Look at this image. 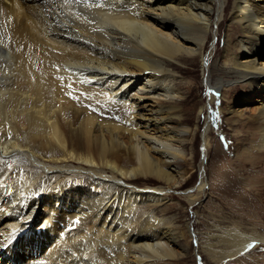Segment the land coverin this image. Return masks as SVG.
<instances>
[{"label":"bare ground","instance_id":"6f19581e","mask_svg":"<svg viewBox=\"0 0 264 264\" xmlns=\"http://www.w3.org/2000/svg\"><path fill=\"white\" fill-rule=\"evenodd\" d=\"M193 63L219 118L188 108ZM225 112L233 157L211 137ZM211 181L238 219L200 238L185 207ZM258 185L264 0H0V264H264Z\"/></svg>","mask_w":264,"mask_h":264},{"label":"rangeland","instance_id":"374dc122","mask_svg":"<svg viewBox=\"0 0 264 264\" xmlns=\"http://www.w3.org/2000/svg\"><path fill=\"white\" fill-rule=\"evenodd\" d=\"M188 68L191 72V73H188L187 78H186V83H187L186 86L189 85L191 87L190 105L188 106V108H193L192 106L194 105V103L198 104V106H199V108H195V110H194V113H193L194 120L197 121L198 117H200L202 122H203L206 119V117H208L210 114L212 115V117L217 116L219 118V116H218L219 113H218L217 109H215L214 105H213V107H214L213 111L208 106L209 89L206 86L205 81H204L203 69L201 68V64L200 63H193ZM237 84H239V88H237V90L236 89L231 90L230 93L227 94V96H229V98H230L229 100L235 104L236 103L239 104L240 101H242L244 99L246 100V98H247V95H246V93H247L246 89L247 88H244V85H242L241 83H237ZM231 88H233V87H231ZM217 96H219V97L221 96L220 92H218ZM202 107H204V108H202ZM225 108H226V106H224V109ZM230 117H231V115H229L228 112H225L224 114L221 115V124L223 125V128H222L223 131L218 132L217 130H215L212 133L211 137H212L213 143L219 142L222 144L223 149L228 154L227 156L233 157V155H235V153H234V147L232 144L234 142H236V135H235L236 133L234 131V122H233L235 117H231V118ZM195 121H193L192 124H194ZM243 128H244L243 134H246L249 131V129L246 128V126ZM209 153H210V150H208V154ZM193 156H194L193 161H196L197 164H199V162L202 160L207 161L208 157H206V159L204 158L205 154H204V149H203V141L200 138H198L194 144ZM252 173H253V169L250 166H246L245 174L251 176ZM196 181H197L196 178L193 179L192 183H190V185L188 187L193 186L196 183ZM207 188H208V191H210L208 193H211V196L204 201V203H203L204 208L201 210L200 213H198V214L194 213V211H197V209L190 210L187 207V205L185 207V214H187V217L190 219V220H187V222L185 223V226H186V228H188V226L190 225L189 226L190 232L196 231L200 238H201V234H202L201 232L202 231L204 233L207 232L208 227H212L214 224L217 223V221H216L217 219L220 221H223L227 217V213H233L234 218L238 219L237 215H235L238 208L235 207V209L233 210V205L228 204L227 202L224 201V199L221 197V195L219 193H217V190L213 184V181L210 182V184L207 186ZM258 188L259 189L262 188L263 192H264V186L258 185ZM252 190L255 191L254 188H252ZM171 191L172 190H170L169 192H171ZM174 195L177 198H179L180 193L174 191ZM225 203H227V204H225ZM247 206H245V208L243 209L245 214L252 211L250 209V207L252 205L248 204ZM220 208H225V214H219L218 213V209H220ZM240 212H242V211L240 210ZM248 215L251 216V214H248ZM230 217H232V216H230V214H229V217L226 218V222L230 221ZM185 226H184V228H185ZM194 245L196 247L197 243L195 242ZM261 250L264 252V248ZM262 251H259V253L261 254ZM197 254H198L197 251L194 250L192 252V257L190 259H188L187 261L182 262L181 264H196ZM199 254H200V252H199ZM171 263L172 264H178L176 262H171ZM207 264H217V263H211L210 261H208Z\"/></svg>","mask_w":264,"mask_h":264}]
</instances>
